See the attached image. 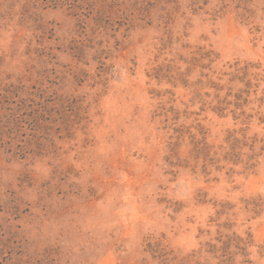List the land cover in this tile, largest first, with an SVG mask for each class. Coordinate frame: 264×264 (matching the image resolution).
I'll list each match as a JSON object with an SVG mask.
<instances>
[{"label": "rangeland", "instance_id": "374dc122", "mask_svg": "<svg viewBox=\"0 0 264 264\" xmlns=\"http://www.w3.org/2000/svg\"><path fill=\"white\" fill-rule=\"evenodd\" d=\"M199 46L264 71V0H0V264H264V159L150 77Z\"/></svg>", "mask_w": 264, "mask_h": 264}, {"label": "trees", "instance_id": "16d2710c", "mask_svg": "<svg viewBox=\"0 0 264 264\" xmlns=\"http://www.w3.org/2000/svg\"><path fill=\"white\" fill-rule=\"evenodd\" d=\"M190 55L154 68L150 77L160 82L166 80L175 88L191 89V106L198 105L200 113L230 118L235 126L226 131L224 145L217 151L208 142L207 128L196 118L200 137L191 134V155L197 162H202L205 170L216 166L221 171L226 165H232L242 166L245 172L255 171L264 159V136L249 134L253 125L264 126V71L261 65L242 59L222 63L214 49L204 46L196 47ZM168 93L175 96L171 90ZM169 112L174 116L172 120L177 122L181 118L180 111L173 106L165 113L168 119ZM200 113L185 110L184 116L190 118Z\"/></svg>", "mask_w": 264, "mask_h": 264}]
</instances>
